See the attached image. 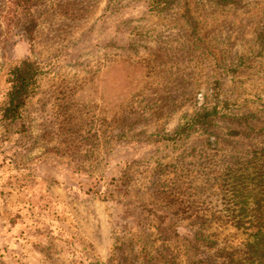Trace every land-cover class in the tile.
<instances>
[{
	"label": "rangeland",
	"instance_id": "obj_1",
	"mask_svg": "<svg viewBox=\"0 0 264 264\" xmlns=\"http://www.w3.org/2000/svg\"><path fill=\"white\" fill-rule=\"evenodd\" d=\"M11 9L0 100L7 63L42 72L0 122V264H211L242 246L218 186L264 140V0H39L32 40Z\"/></svg>",
	"mask_w": 264,
	"mask_h": 264
},
{
	"label": "trees",
	"instance_id": "obj_2",
	"mask_svg": "<svg viewBox=\"0 0 264 264\" xmlns=\"http://www.w3.org/2000/svg\"><path fill=\"white\" fill-rule=\"evenodd\" d=\"M38 1L7 0L18 20L24 17L29 21L23 25L30 40L35 21L33 8ZM41 72L40 62L28 57L6 64L3 73L7 86L0 100V122L22 119L26 99L37 90ZM201 117L197 115L193 120L200 121ZM218 188L221 214L236 229L247 232V238L238 248L221 250V259L210 260L211 264H264V140L246 157L224 167ZM190 262L196 264L194 260ZM165 264L178 263L170 259Z\"/></svg>",
	"mask_w": 264,
	"mask_h": 264
}]
</instances>
